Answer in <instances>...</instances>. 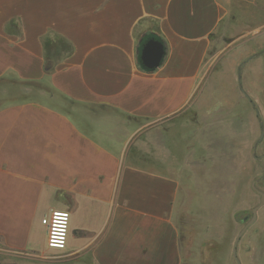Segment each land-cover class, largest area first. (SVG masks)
Wrapping results in <instances>:
<instances>
[{
  "label": "crops",
  "instance_id": "0c3cea01",
  "mask_svg": "<svg viewBox=\"0 0 264 264\" xmlns=\"http://www.w3.org/2000/svg\"><path fill=\"white\" fill-rule=\"evenodd\" d=\"M253 13L264 0H0V248L32 255L18 264H182L181 190L212 191L213 206L248 190L250 204L264 181V32L222 33ZM150 34L167 48L153 72L138 61ZM13 85L45 99H12ZM192 111L199 150L185 161L156 129L135 150L96 129L107 112L161 128ZM53 209L71 212L64 249L47 245ZM246 232L264 264V205Z\"/></svg>",
  "mask_w": 264,
  "mask_h": 264
},
{
  "label": "rangeland",
  "instance_id": "374dc122",
  "mask_svg": "<svg viewBox=\"0 0 264 264\" xmlns=\"http://www.w3.org/2000/svg\"><path fill=\"white\" fill-rule=\"evenodd\" d=\"M261 24H264V13L257 15L253 13V18L249 22L240 23L234 31H225L224 34L222 33V37L230 39L231 35L236 38L246 36V40H250L254 38L255 34L264 32V27L259 28ZM255 50L264 54V47H257ZM263 65L262 63L263 72L261 76H264ZM252 77L253 83H257L254 74ZM261 87L260 94H255V96L260 99V110L264 114V78ZM18 89L14 85L9 86L6 93L12 99L44 98V94H46L43 93L44 90L38 87L29 86V88L23 90ZM53 101L55 102V98ZM96 124V129L100 130L102 135L109 136L105 139L109 143L115 146L124 144L126 148L132 150L137 149L136 145H140L144 149L148 148L150 143L147 135L153 133V130L156 129V133L160 135V146L170 149L174 155L173 160L176 162L178 159L175 155L179 154V161H185L183 158V156H186L185 152L191 149L199 150V142L195 143L196 133H199V118L194 111L173 120L161 128L155 126L156 124L153 122L141 119L128 117L120 119L119 116L110 112L105 113V117L96 121ZM164 139L166 143H164ZM194 160L199 161L195 158H191L189 161ZM180 171L185 180H193L199 176V164H196V167L193 166L192 170L185 167ZM258 182H255V185L260 189L259 186H264V181L259 179ZM204 192L206 198L200 197L199 188L181 190L180 203L175 207L181 233L182 264H237L233 255V245L240 230L252 217L253 208L260 202V194L255 191L252 183L250 204L249 191L240 189L237 190L234 206H213L207 205V203L213 201L211 199L212 191ZM254 245L257 250L263 249V247H260L262 243H253L252 234L245 232L238 244V256L242 264H257L259 262L258 258H261L262 254L254 252ZM26 256L32 258V255L0 248V264H18L19 260L24 259L23 257Z\"/></svg>",
  "mask_w": 264,
  "mask_h": 264
},
{
  "label": "water",
  "instance_id": "95a60500",
  "mask_svg": "<svg viewBox=\"0 0 264 264\" xmlns=\"http://www.w3.org/2000/svg\"><path fill=\"white\" fill-rule=\"evenodd\" d=\"M167 55V48L164 41L156 34H150L144 36L140 40L139 46V55L138 61L140 67L147 71L153 72L158 67L162 65ZM253 188L260 194V202L253 208L252 217L246 222L244 227L238 233L234 245H233V255L237 262V264H242L239 256H238V244L246 232L248 227L256 220L258 209L264 205V191L260 190L256 187L255 182H253Z\"/></svg>",
  "mask_w": 264,
  "mask_h": 264
},
{
  "label": "built area",
  "instance_id": "2783aa9c",
  "mask_svg": "<svg viewBox=\"0 0 264 264\" xmlns=\"http://www.w3.org/2000/svg\"><path fill=\"white\" fill-rule=\"evenodd\" d=\"M42 222L47 230L48 247L66 248L70 234L71 212L66 209H53Z\"/></svg>",
  "mask_w": 264,
  "mask_h": 264
},
{
  "label": "trees",
  "instance_id": "16d2710c",
  "mask_svg": "<svg viewBox=\"0 0 264 264\" xmlns=\"http://www.w3.org/2000/svg\"><path fill=\"white\" fill-rule=\"evenodd\" d=\"M140 65V64H139Z\"/></svg>",
  "mask_w": 264,
  "mask_h": 264
}]
</instances>
